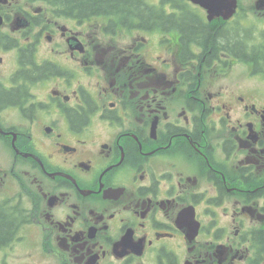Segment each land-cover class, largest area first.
<instances>
[{"label": "flooded vegetation", "instance_id": "obj_1", "mask_svg": "<svg viewBox=\"0 0 264 264\" xmlns=\"http://www.w3.org/2000/svg\"><path fill=\"white\" fill-rule=\"evenodd\" d=\"M144 8L0 0V215L25 264H264V0Z\"/></svg>", "mask_w": 264, "mask_h": 264}, {"label": "trees", "instance_id": "obj_2", "mask_svg": "<svg viewBox=\"0 0 264 264\" xmlns=\"http://www.w3.org/2000/svg\"><path fill=\"white\" fill-rule=\"evenodd\" d=\"M55 3L69 2L80 5L83 14L88 15L91 13L93 16L109 15L113 12L125 11L126 13H133V16L142 18L143 12H146L144 3L148 0H54ZM174 2H185V0H163ZM171 16L170 19H172ZM193 19L182 22L183 36L193 38L197 33L205 34V44L209 46L213 44L215 47V40L219 38V31L210 27L204 26L194 16ZM186 33V34H185ZM13 222L6 220L5 217L0 215V242L7 240L12 232Z\"/></svg>", "mask_w": 264, "mask_h": 264}, {"label": "rangeland", "instance_id": "obj_3", "mask_svg": "<svg viewBox=\"0 0 264 264\" xmlns=\"http://www.w3.org/2000/svg\"><path fill=\"white\" fill-rule=\"evenodd\" d=\"M152 1V3H156V0H149ZM166 9H168L166 7ZM125 15H133V13H126L125 11H122ZM187 20H191L192 18L190 16H186ZM260 17H250V19H252L251 21V25H254V23H261ZM253 30L255 29V27H252ZM250 37L254 38L255 40H257L258 37L256 35L255 32L250 30ZM250 41V38H249ZM251 42V41H250ZM244 69H245V65L244 64H240L239 67L237 68V71L235 72V75L233 76V81H225L223 82L224 85L229 86V88L234 89L240 84L239 82H241V84H244V87L247 88H255V86L257 85H250L249 83H245L243 76H244ZM232 79V78H231ZM258 88V87H257ZM258 90H262V93H264V89L263 88H258ZM237 92V90H236ZM233 198H230L227 201H232ZM21 212H19V219L16 220V227L14 229V231L10 234L9 238L7 241H12V244H1L0 247L2 249V251L0 252V264H25V262L27 260H25V258L23 257V255L25 257H29L31 256V254H33V256L36 255V251H35V246L36 244H31L29 241H23V232L22 229L19 231V233L17 234V230H18V224L19 223H27L28 219L26 218L25 214H23L24 212V207L21 206V208L19 209ZM244 222L245 224H251V226H254L252 224H254L252 222V220H250L247 216L244 217ZM17 234V235H16ZM9 252H11L9 258L6 260H2V254L3 255H7ZM260 256H264V245H261L260 251H259Z\"/></svg>", "mask_w": 264, "mask_h": 264}, {"label": "water", "instance_id": "obj_4", "mask_svg": "<svg viewBox=\"0 0 264 264\" xmlns=\"http://www.w3.org/2000/svg\"><path fill=\"white\" fill-rule=\"evenodd\" d=\"M189 1H192L193 3L205 8L208 11V17L210 20L220 16L229 18L233 15L237 7V0H189Z\"/></svg>", "mask_w": 264, "mask_h": 264}, {"label": "bare ground", "instance_id": "obj_5", "mask_svg": "<svg viewBox=\"0 0 264 264\" xmlns=\"http://www.w3.org/2000/svg\"><path fill=\"white\" fill-rule=\"evenodd\" d=\"M237 3H238V0H237ZM236 9H237V7H236ZM236 9H235L233 15L236 13ZM248 25H251L249 21H248Z\"/></svg>", "mask_w": 264, "mask_h": 264}]
</instances>
